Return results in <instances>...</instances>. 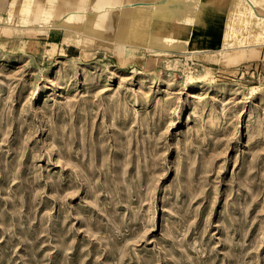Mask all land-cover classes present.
Returning a JSON list of instances; mask_svg holds the SVG:
<instances>
[{
    "label": "rangeland",
    "instance_id": "1",
    "mask_svg": "<svg viewBox=\"0 0 264 264\" xmlns=\"http://www.w3.org/2000/svg\"><path fill=\"white\" fill-rule=\"evenodd\" d=\"M4 25L0 264H264L262 56Z\"/></svg>",
    "mask_w": 264,
    "mask_h": 264
},
{
    "label": "bare ground",
    "instance_id": "2",
    "mask_svg": "<svg viewBox=\"0 0 264 264\" xmlns=\"http://www.w3.org/2000/svg\"><path fill=\"white\" fill-rule=\"evenodd\" d=\"M251 7L263 11L256 2ZM202 10L201 0H0V24L8 27L3 30L23 27L28 20L33 29L64 28V42L73 43L83 53L94 43L90 36L107 39L124 55L138 42L145 43L149 52L155 47L167 51L183 44L173 35L187 27L185 18ZM140 22L145 23L141 29Z\"/></svg>",
    "mask_w": 264,
    "mask_h": 264
},
{
    "label": "crops",
    "instance_id": "3",
    "mask_svg": "<svg viewBox=\"0 0 264 264\" xmlns=\"http://www.w3.org/2000/svg\"><path fill=\"white\" fill-rule=\"evenodd\" d=\"M201 1L203 10L194 17L185 18L184 23L187 27L173 35L183 44H176L173 49L167 51L164 49V52L190 53L202 56L204 60L214 64L226 66L249 61L259 55L264 60V0H214L215 3L213 0ZM253 2L261 5L263 11L253 10L251 7ZM2 17L5 19L6 14H2ZM30 25L34 24L27 22L25 27L15 29L34 30L52 41L59 39L64 43L66 31L64 28H50L46 32L42 31L44 28L33 29ZM139 28H142L141 25ZM149 30L151 29L148 28L147 32ZM87 37L93 39V44L97 42L114 49L111 42L106 41L107 39ZM66 45L80 50L73 43ZM156 49L157 47L153 50ZM114 50L119 52L116 48ZM236 60L238 61L235 62Z\"/></svg>",
    "mask_w": 264,
    "mask_h": 264
}]
</instances>
